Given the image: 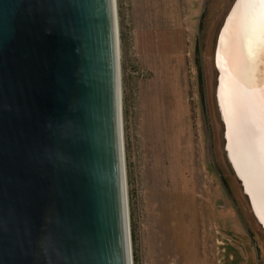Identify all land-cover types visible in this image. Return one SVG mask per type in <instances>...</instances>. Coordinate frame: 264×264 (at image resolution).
Here are the masks:
<instances>
[{
  "label": "water",
  "instance_id": "obj_1",
  "mask_svg": "<svg viewBox=\"0 0 264 264\" xmlns=\"http://www.w3.org/2000/svg\"><path fill=\"white\" fill-rule=\"evenodd\" d=\"M118 58L114 0H0V264H131Z\"/></svg>",
  "mask_w": 264,
  "mask_h": 264
},
{
  "label": "rangeland",
  "instance_id": "obj_2",
  "mask_svg": "<svg viewBox=\"0 0 264 264\" xmlns=\"http://www.w3.org/2000/svg\"><path fill=\"white\" fill-rule=\"evenodd\" d=\"M231 1L114 0L131 264H264L214 99Z\"/></svg>",
  "mask_w": 264,
  "mask_h": 264
},
{
  "label": "bare ground",
  "instance_id": "obj_3",
  "mask_svg": "<svg viewBox=\"0 0 264 264\" xmlns=\"http://www.w3.org/2000/svg\"><path fill=\"white\" fill-rule=\"evenodd\" d=\"M214 58L227 155L264 226V0H236Z\"/></svg>",
  "mask_w": 264,
  "mask_h": 264
},
{
  "label": "trees",
  "instance_id": "obj_4",
  "mask_svg": "<svg viewBox=\"0 0 264 264\" xmlns=\"http://www.w3.org/2000/svg\"><path fill=\"white\" fill-rule=\"evenodd\" d=\"M222 184H223L224 189L227 190L226 184L224 182H222Z\"/></svg>",
  "mask_w": 264,
  "mask_h": 264
}]
</instances>
